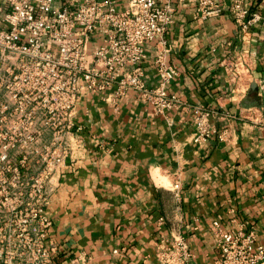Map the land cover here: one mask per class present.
I'll return each mask as SVG.
<instances>
[{
  "label": "crops",
  "instance_id": "1",
  "mask_svg": "<svg viewBox=\"0 0 264 264\" xmlns=\"http://www.w3.org/2000/svg\"><path fill=\"white\" fill-rule=\"evenodd\" d=\"M216 1L219 15L197 19L194 0H173L165 61L177 70L167 89L180 106L160 114L134 91L116 101L87 92L78 103L83 129L69 137L67 165L53 176L46 206L57 264L74 254L87 264H157V241L178 232L196 264L211 263L213 220L264 239V21L242 30L231 0ZM245 5L264 16V0ZM144 49L143 78L154 86L156 43ZM197 107L223 140L217 133L194 140Z\"/></svg>",
  "mask_w": 264,
  "mask_h": 264
},
{
  "label": "built area",
  "instance_id": "2",
  "mask_svg": "<svg viewBox=\"0 0 264 264\" xmlns=\"http://www.w3.org/2000/svg\"><path fill=\"white\" fill-rule=\"evenodd\" d=\"M245 1L231 0L229 7L242 30L264 21ZM194 3L197 19L222 10L216 0ZM174 12L173 0H0V264H22L23 247L33 253L29 264H57L58 246L48 237L52 220L46 206L55 188L53 176L67 165L69 137L83 129L75 115L87 92L116 101L134 91L160 114L183 103L167 89L177 74L165 61ZM148 41L156 43L154 86L143 78ZM259 86L264 89V80ZM207 116L195 108L194 140L201 143L213 133L223 140L225 132L211 127ZM47 134L51 137L44 143L42 135ZM27 143H33V176L27 179L17 172L6 178L7 163L14 169L29 165L28 155L22 154L11 165L6 152ZM180 188L173 184L176 195ZM212 231L218 254L206 264H264V239L254 228L242 224L224 230L213 220ZM156 247L157 264H196L181 232L161 237ZM87 261L74 254L65 264Z\"/></svg>",
  "mask_w": 264,
  "mask_h": 264
},
{
  "label": "rangeland",
  "instance_id": "3",
  "mask_svg": "<svg viewBox=\"0 0 264 264\" xmlns=\"http://www.w3.org/2000/svg\"><path fill=\"white\" fill-rule=\"evenodd\" d=\"M15 139V137H7V141H13ZM28 145H25L23 147L18 146L17 148H11V150L7 151V159L11 165H13L12 163L14 161L19 160V155H28V164L26 166H18L19 164H17V168L14 169V167H9L8 163H7V167L5 168V175L6 178H10L11 176L14 175V173L19 172L21 176H26L27 179H30L33 176V143H27ZM29 144H31L29 146ZM4 176V174H2V170L0 168V178ZM7 185V184H6ZM26 184H24V187ZM7 190H13V188L11 186L7 185ZM1 191V188H0ZM30 257L33 259V253L31 255L30 252V248L29 247H23L22 248V264H29L30 261Z\"/></svg>",
  "mask_w": 264,
  "mask_h": 264
}]
</instances>
